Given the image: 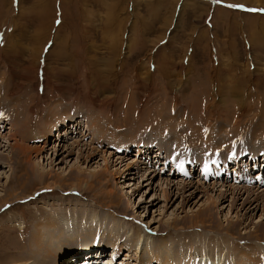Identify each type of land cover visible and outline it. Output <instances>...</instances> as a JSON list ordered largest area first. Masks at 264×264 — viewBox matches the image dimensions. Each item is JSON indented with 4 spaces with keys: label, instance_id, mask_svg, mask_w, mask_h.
I'll use <instances>...</instances> for the list:
<instances>
[{
    "label": "rangeland",
    "instance_id": "obj_1",
    "mask_svg": "<svg viewBox=\"0 0 264 264\" xmlns=\"http://www.w3.org/2000/svg\"><path fill=\"white\" fill-rule=\"evenodd\" d=\"M251 9L264 0H0V264L33 261L32 232L56 233L52 219L74 237L93 209L97 232L80 237L100 249L75 240L64 264H139L112 261L113 226L125 246L141 229L146 257L165 239L174 264H264V11ZM97 123L116 139L93 142Z\"/></svg>",
    "mask_w": 264,
    "mask_h": 264
},
{
    "label": "bare ground",
    "instance_id": "obj_2",
    "mask_svg": "<svg viewBox=\"0 0 264 264\" xmlns=\"http://www.w3.org/2000/svg\"><path fill=\"white\" fill-rule=\"evenodd\" d=\"M77 120V119H76ZM4 122V121H3ZM5 123V122H4ZM63 123V122H62ZM99 123H101V122H99ZM99 123H97L98 125H99V127H95V128H93L92 129V127L93 126H91V125H87L86 127H87V130H90L89 131V135H91L92 133H93V136H92V141L94 142V139H96V138H102L101 139V141L103 140V139H105L106 137H108V136H110L111 135V137H113L114 139H116V137L117 136H114V134H113V132L111 131L110 132V128H109V126L108 125H106V124H104L103 123V125L102 124H99ZM95 124V123H94ZM78 125H79V123L77 124V127H78ZM69 126V125H68ZM77 127H76V129H77ZM11 128V127H10ZM197 128V127H196ZM199 129V128H198ZM197 130V129H196ZM197 132H199V131H197ZM31 134V133H30ZM200 134V133H199ZM204 136L205 137V139L207 140V141H205V142H209V143H206V144H209L208 146H210L211 148V150L212 149H219L220 148V146H221V144H223L224 142H225V138L224 137H221V136H211V140L209 139V137L207 136V135H205L204 133H202L201 134V136ZM25 136V135H24ZM13 137H14V135H13ZM201 138V137H200ZM100 139L98 140V141H100ZM191 139H192V137H191ZM204 139V140H205ZM194 140V139H193ZM203 140V139H202ZM181 141V140H180ZM194 142V141H193ZM184 144V143H183ZM18 145V144H17ZM136 145H138V148L140 149V147L142 146V148H143V145H144V143H137ZM216 145V146H215ZM225 145V144H224ZM232 145H234V144H232ZM122 146H124V148L126 147L125 145H122ZM207 147V146H206ZM213 147V148H212ZM235 147V146H234ZM179 148V147H178ZM209 148V147H208ZM19 149L21 150V152L20 153H22V154H20L19 155V159L20 160H23L20 156H23V155H27L28 154V152H31L30 150H29V148H27V147H19ZM180 149V148H179ZM203 149V148H202ZM205 149V148H204ZM209 149V150H210ZM195 150H197V149H195ZM199 150V149H198ZM197 150V151H198ZM201 151H203V150H201ZM200 151V152H201ZM141 152V151H140ZM183 153V152H182ZM210 153V152H209ZM238 153V152H237ZM156 154V153H155ZM189 154H190V152H187V155L186 156H183L184 158H187L188 160H191L192 159V157L191 156H189ZM226 154V153H225ZM210 155H212V154H210ZM209 155V156H210ZM250 155H253V154H251L250 153ZM180 156V155H179ZM157 157V156H156ZM201 157V158H200ZM199 158H196V164L198 163V164H201V163H203L204 164V167L202 168L205 172L207 171V169H209V167H213V165L211 166V164L210 163H208V162H210V160H209V157H207V154H204V153H202L201 154V156H200ZM229 157V154L228 155H226L225 156V158H228ZM246 157H248V156H234L233 158H234V162H236V163H239L238 164V166H242V165H244V164H247L248 162H249V160L247 159L246 160ZM178 158V157H177ZM184 158H183V160H184ZM251 159H253L252 157H250V160ZM118 160V159H117ZM198 161H201L200 163L198 162ZM216 161V160H215ZM121 162H123V161H121ZM180 162H182V161H180ZM180 162H177V164H180ZM233 162V161H232ZM242 162V163H241ZM225 163H226V161H225ZM193 165V164H192ZM181 166V167H180ZM179 167L181 168L180 169V172H181V170H182V167H187L188 165L187 164H185L184 163V165H180ZM203 166V165H202ZM217 166V165H216ZM216 166H214V168L216 167ZM194 167V169L196 168V165L195 166H193ZM222 169V168H221ZM239 169V168H238ZM33 170H34V172L36 173L37 172V174L39 175L38 177L40 178H38L40 181H44V179H43V177H45L46 176V173L43 171V170H40L39 168H37V167H33ZM176 170V169H175ZM174 170V171H175ZM230 170H231V168H230ZM173 171V172H174ZM179 171V170H178ZM183 171V170H182ZM216 176H218L219 177V173H217V175ZM49 185V184H48ZM52 186H59V187H61L60 186V184H57V183H53L52 184ZM88 187H89V185H88ZM47 188H50V187H47ZM83 189H87L86 187L85 188H83ZM82 189V190H83ZM15 198V197H14ZM14 198H12V199H14ZM8 199H10V198H5V199H0V201H4V205L6 204V202L8 201L9 202V200ZM14 201V200H13ZM7 202V203H8ZM89 212H91V213H89ZM201 214H205L208 218L209 217H212V215H211V211H210V209H209V207L208 206H206V207H203L202 209H201V211H200V215ZM123 216V215H122ZM82 217H83V221L81 222L82 223V225H79V227L76 229V230H74V228L73 227H68V228H70L71 229V231H73V232H75L76 231V235L74 236V237H72L71 238V236H70V234H69V232H67L66 231V233L65 234H62V232L65 230V227L63 226H60L59 225V223L60 222H56V219H52L50 222H49V224H48V226H53V227H57V230H56V233H54L52 230H46L45 232H42V230L40 229V230H35L34 232H32L33 234H32V243L30 242L29 243V245H28V247H29V256H32L33 258H30V259H33V261H31V262H27V260L26 259H23V263L24 264H29V263H32V264H64V262L62 261L63 260V257H64V255H65V253H67V251H68V249L66 250L64 247H62V246H66V247H71V246H73L74 244H73V242L75 241V240H79V242H80V245H81V242H84V243H88L89 242V238H87V236L89 235V236H92L93 235V233L96 231L97 232V229H95L96 227H94V225H93V223L95 222L94 220H96L97 221V223L99 222V220H98V216H97V214H96V212H95V209H93L92 211H87V210H83V213H82ZM115 218V217H114ZM113 218V219H114ZM87 220H92V222L91 223H89V225H88V227H89V229H85V222H87ZM116 220V219H115ZM208 220V219H207ZM94 221V222H93ZM211 221V220H210ZM69 223V222H68ZM80 223V224H81ZM115 223H117V222H115ZM211 223V222H210ZM84 224V225H83ZM95 224V223H94ZM122 224H123V222H122ZM177 224V223H176ZM58 225V226H57ZM66 225H67V223H66ZM123 226V225H122ZM66 227V228H67ZM51 228V227H50ZM231 228V227H230ZM234 228V227H233ZM95 229V230H94ZM139 229V228H138ZM235 229V228H234ZM122 230V228H119V227H115V226H113V227H111V232H113L114 233V231H121ZM85 231H87V232H89L88 234H85L84 232ZM59 232H61V234H59ZM143 231H141V229H139V231L137 232V233H139V236H136V238L134 239V240H131L129 237L127 238L128 240H126V242H128V245L127 246H125V244H122V241L120 240V233L121 232H119V233H109L108 235L110 236V238L109 239H104V238H101V239H103V240H101V243H103L104 245H105V243L103 242V241H106V244H108V245H110V247H112V249H114L116 252L114 253V254H112V256H113V260L112 261H114V260H116L115 258H116V256H118V254H119V251L120 250H126L125 251V253H126V256L125 257H132V254H135L136 255V259L137 260H139V264H145V263H147V264H149L150 262V264H154V262L156 263V264H174V255L173 254H169L168 252H171L172 253V251H171V244L169 243V241L167 242L165 239H163V240H160L159 241V243H160V245L158 246V245H156V249L155 250H152V249H150V250H148L149 252H148V256L146 257L145 256V253H143L142 255H141V252H143L144 251V246H145V244L146 245H149V242L147 241V238L145 239V238H143V237H145L144 235H143V233H142ZM64 233V232H63ZM87 235V236H85V237H80L81 235ZM72 235V234H71ZM132 236H133V234H132ZM194 236V235H193ZM46 237V239H44ZM200 238H201V236H200ZM150 239V238H149ZM33 240H34V242H35V244H33ZM59 240H66L63 244H61V242L59 241ZM201 240H203V239H201ZM58 241H59V244H58ZM95 241V240H94ZM94 241H93V239H92V243H88V245H86V246H82V247H78L77 248V246H74V247H71L70 249H69V251H76V252H78V251H80L81 252V250L82 251H84V250H86V249H89V248H99L100 249V247H95V245L96 244H94ZM146 241V242H145ZM256 242H257V246H256V250L257 251H259L262 255H264V246H263V244H264V240H259L258 238H257V240H256ZM153 243V242H152ZM141 244V245H140ZM205 244H207L206 243V240L205 241H203V243H201V244H199L198 245V247H197V249H200L199 251H198V253H196V254H200V255H202V257H208L209 255H210V250H207L206 248H205ZM209 245L207 244V247H208ZM135 247H137V249L135 248ZM210 247V246H209ZM133 248V250H131ZM218 248V247H217ZM98 249V250H99ZM161 249H165L166 250V252L167 253H164L163 252V254L162 255H160L159 254V252L158 251H160ZM133 251V252H132ZM221 251H222V253L224 252V249H221ZM157 252V253H156ZM258 252V253H259ZM98 253V252H97ZM101 254H103V253H105V250L104 249H102V251L100 252ZM147 253V252H146ZM50 254H52V256L50 255ZM249 254V253H248ZM214 256H217L218 255V253H216V251H215V254H213ZM247 256V255H246ZM127 257V258H128ZM220 259H219V258ZM221 258H222V256L220 255V256H217V262L215 261V260H213L212 258L210 259V258H208L207 260L205 259V260H201L200 262L198 261L197 262V264H219V262H220V260H221ZM242 258V257H241ZM252 258V257H251ZM93 259H95V258H93ZM203 259V258H202ZM156 260V261H155ZM181 259H179V261H180ZM203 261H204V263H203ZM96 262V261H95ZM65 264H67V263H65ZM124 264H127V263H124ZM187 264H193L191 261L190 262H188ZM195 264V263H194ZM221 264H227L226 262L224 263V262H221ZM261 264V263H260ZM263 264V263H262Z\"/></svg>",
    "mask_w": 264,
    "mask_h": 264
},
{
    "label": "snow or ice",
    "instance_id": "obj_3",
    "mask_svg": "<svg viewBox=\"0 0 264 264\" xmlns=\"http://www.w3.org/2000/svg\"><path fill=\"white\" fill-rule=\"evenodd\" d=\"M230 7H243L242 5H230ZM251 11H264V9H251Z\"/></svg>",
    "mask_w": 264,
    "mask_h": 264
}]
</instances>
